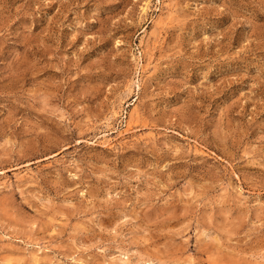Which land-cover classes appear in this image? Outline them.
<instances>
[{"label": "rangeland", "instance_id": "1", "mask_svg": "<svg viewBox=\"0 0 264 264\" xmlns=\"http://www.w3.org/2000/svg\"><path fill=\"white\" fill-rule=\"evenodd\" d=\"M0 264H264V0H0Z\"/></svg>", "mask_w": 264, "mask_h": 264}]
</instances>
